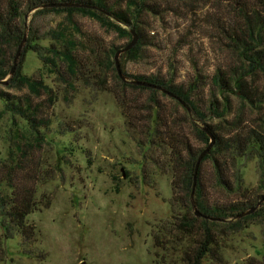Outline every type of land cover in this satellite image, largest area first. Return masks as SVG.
<instances>
[{"label":"trees","instance_id":"trees-1","mask_svg":"<svg viewBox=\"0 0 264 264\" xmlns=\"http://www.w3.org/2000/svg\"><path fill=\"white\" fill-rule=\"evenodd\" d=\"M170 1L0 0V80L7 79L6 84L0 83V100L4 102L3 111L13 116L7 153L0 155V261L6 252L3 237L17 233L21 235L23 244L36 240V226L29 223L27 217L39 203L36 197L38 182L52 178V170H46L44 163L32 154L39 149V144L46 141L52 107L58 95L55 87L45 82L43 74L28 76L22 72L23 55L27 51L35 52L47 73L63 83L66 92L75 90L81 82L94 83L106 89L103 78L93 65L96 58L91 52L94 53L95 49L85 46L84 32L75 18L76 13L96 20L100 26L112 30L121 38H128L122 47L131 41L130 31L133 29L138 40L121 54L123 60L134 61L141 57L144 46L153 44L154 36L149 33L152 31L150 17H163L172 8L167 5ZM176 1L179 4L209 3L212 10L207 12V22L212 21L211 30L227 40L226 46L236 56L233 65L215 69L210 78L212 92L204 109L191 95L196 78L184 86L174 83L171 78L163 80L159 74L131 75L121 66L128 80L144 79L160 84L179 98L176 99L160 89L120 78L113 57L122 47L109 46L105 57L98 61L114 72L119 88L111 91L126 115L130 136L142 148H147L146 152L154 146L161 149L159 155L152 154L150 160L164 173L171 174L173 196L169 202L173 206L174 218L178 214V221L170 220L162 227L169 229L173 235L176 248L172 246V249L181 251L180 264H226L217 246L216 228L222 227V233L226 234L228 230L243 227L250 220H264V195L258 193L264 190V0ZM188 11L195 15L194 9ZM29 12L34 17L44 13L61 14L62 19L48 30L45 37L36 34L32 28L26 34L25 21ZM24 34L26 38L20 58L15 71L10 74ZM43 37L49 40L47 46L39 43ZM81 52L90 53L89 58L82 59ZM138 89L148 91L146 99L140 100L135 95V98L127 97V90ZM157 95L168 98L181 108L182 115L177 118L183 125L188 124L193 139L201 146L193 145L184 128L175 130L174 125L178 121L169 122L160 114ZM234 97L238 106L232 113ZM16 116L24 119V123L16 122ZM213 118H217V122L209 123L208 119ZM71 130L66 127L60 132ZM208 132L213 135L214 142L199 162L193 190L196 159L211 142ZM251 158H257L260 174L258 185L252 191L243 185L240 172V161ZM206 166L212 171L217 186L227 193L239 191L241 196L229 198L224 203L212 197L207 199L206 186L201 178ZM26 169L28 171H24L22 176L21 172ZM148 172L143 170V182L146 178L150 179ZM38 178L40 181L37 182ZM176 204L179 206L176 207ZM255 205L256 210L239 217L238 214ZM195 210L200 215H196ZM160 238V234L155 235L156 244L163 246L164 250L169 249L167 239L170 238L163 241ZM185 239L191 240L183 244ZM39 256L42 259L41 253ZM166 257H157L153 264H171ZM254 260L250 258L246 264H264V261L257 263Z\"/></svg>","mask_w":264,"mask_h":264},{"label":"rangeland","instance_id":"rangeland-1","mask_svg":"<svg viewBox=\"0 0 264 264\" xmlns=\"http://www.w3.org/2000/svg\"><path fill=\"white\" fill-rule=\"evenodd\" d=\"M167 5L172 8L163 17L151 16L149 19L153 44L144 46L143 54L134 61L123 60L120 54V67L123 65L131 75L159 74L163 80L171 78L174 83L184 86L196 78L191 95L204 109L212 92L210 78L215 69L233 65L236 56L226 46L227 40L211 30L212 21L207 22V12L212 10L209 3L179 4L171 0ZM187 9H194L195 15ZM75 18L84 32L85 46L95 49L94 53L91 52L96 58L93 65L103 78L106 89L81 82L75 90L66 92L64 84L47 73L35 52L27 51L23 55L22 72L28 76L43 74L45 82L54 86L58 95L52 107L46 141L32 154L44 163L46 170H52V178L43 183L38 182V178L36 197L39 203L27 217V221L36 226V240L23 244L17 233L3 237L6 252L0 264H153V260L162 255H167L171 264H180L181 251L172 249V246L176 248L173 235L162 227L170 220L178 221V214L174 218L173 206L169 202L173 196L171 174L164 173L150 160L152 154L159 155L161 149L154 146L153 150L146 152L147 148H142L130 136L126 115L111 91L119 88L114 72L98 61L105 57L109 46L120 48L128 38L119 37L80 13H76ZM61 19V14L44 13L34 17L29 12L25 21L26 34L32 28L36 34L45 37ZM44 37L39 43L47 46L49 40ZM80 54L82 59L90 56V53ZM125 93L127 97L135 95L140 100L148 96V91L143 89ZM157 97L160 114L169 122L178 121L175 130L184 128L193 145L201 146L193 139L188 124L183 125L177 118L182 115L181 108L164 96ZM232 100L233 113L238 100L235 97ZM3 103L0 100L1 156H5L8 150L13 117L10 112L3 111ZM16 119V122L24 123V119L18 116ZM217 120L208 119L209 123ZM66 127L72 129L71 132H60ZM257 161V158L240 161L242 182L250 191L255 190L260 177ZM143 170L150 173V179L146 178L145 182L141 180ZM24 171L28 170H23L22 176ZM37 175L40 177V172ZM212 176L206 166L201 178L206 186L207 199L212 197L224 203L229 198L241 196L239 191H224L214 183ZM258 193L264 195V190ZM222 232V227L216 228L217 246L226 264H246L250 258L257 263L264 261L263 219L250 220L226 234ZM157 234L162 241L170 238L167 239L169 249L164 250L163 246L156 244ZM190 240L185 239L183 244Z\"/></svg>","mask_w":264,"mask_h":264},{"label":"water","instance_id":"water-1","mask_svg":"<svg viewBox=\"0 0 264 264\" xmlns=\"http://www.w3.org/2000/svg\"><path fill=\"white\" fill-rule=\"evenodd\" d=\"M131 34H132V39L131 41H129L124 47L118 49L116 51V54H115V57H113L114 59V62H115V67H116V70L118 72V75L120 76V78L124 79V80H127L128 82H131V83H135V84H140V85H144L145 87H151V88H157V89H160V91H163L164 93L168 94V95H171V96H175L176 95L174 93H172L171 91H169L168 89H166L165 87L161 86L160 84H157V83H154V82H149V81H144V79H135V80H128L127 77H125L123 75V71L120 67V63L118 61V57L119 55L124 52L125 50H129L134 44L135 42L138 40V36L137 34L135 33V31L133 29H131ZM25 38H26V34H24L23 38L21 39V42L19 43L18 45V49H17V52L14 56V65H13V68L12 70H10V74L13 73V71H15V67H16V63H17V58H18V55L21 53V49H22V46H23V43L25 41ZM0 83L1 84H6L7 83V79H3V80H0ZM176 99H179L178 97H176ZM183 103V101H181ZM208 135L210 136V139H211V142L209 143V145H207V147L200 153L198 159H196V165H195V175H193V190L195 188V185H196V175H197V168H198V165H199V162L200 160L202 159L203 155L205 154V152L209 149V147L211 146V144L214 142V137L211 133L208 132ZM253 210H256V205L255 206H252L250 209L248 210H245L243 211L242 213L238 214L239 217L242 216V215H245L247 213H250L251 211ZM195 214L196 215H200V213L195 210Z\"/></svg>","mask_w":264,"mask_h":264}]
</instances>
